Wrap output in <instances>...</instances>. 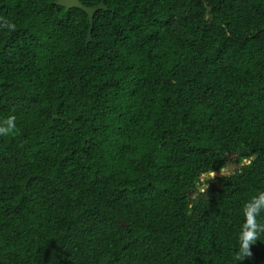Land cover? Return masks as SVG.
<instances>
[{
  "label": "trees",
  "instance_id": "obj_1",
  "mask_svg": "<svg viewBox=\"0 0 264 264\" xmlns=\"http://www.w3.org/2000/svg\"><path fill=\"white\" fill-rule=\"evenodd\" d=\"M79 1L0 0V264H264V0Z\"/></svg>",
  "mask_w": 264,
  "mask_h": 264
},
{
  "label": "clouds",
  "instance_id": "obj_2",
  "mask_svg": "<svg viewBox=\"0 0 264 264\" xmlns=\"http://www.w3.org/2000/svg\"><path fill=\"white\" fill-rule=\"evenodd\" d=\"M11 27V25H9ZM16 117L9 115L0 119V136L13 134L16 128ZM243 223L237 236L238 251L234 259L242 261L251 255V245L254 244L259 234L264 231V224L259 223L264 219V191H258L242 207Z\"/></svg>",
  "mask_w": 264,
  "mask_h": 264
},
{
  "label": "water",
  "instance_id": "obj_3",
  "mask_svg": "<svg viewBox=\"0 0 264 264\" xmlns=\"http://www.w3.org/2000/svg\"><path fill=\"white\" fill-rule=\"evenodd\" d=\"M54 2L57 6H61V7L65 8L66 10L76 8V9L82 10L83 12H85L88 15V17L90 19V30L88 33V41L87 42L88 43L91 42L94 16H95L96 12H98L100 10L107 11L106 6L104 4H101L98 7L87 8L79 0H54ZM121 223L123 225H125V223H123V222H121Z\"/></svg>",
  "mask_w": 264,
  "mask_h": 264
},
{
  "label": "rangeland",
  "instance_id": "obj_4",
  "mask_svg": "<svg viewBox=\"0 0 264 264\" xmlns=\"http://www.w3.org/2000/svg\"><path fill=\"white\" fill-rule=\"evenodd\" d=\"M232 162L229 163L228 168H225L224 170H222L221 172H215L210 174V178L211 179H215V178H219L222 177L224 175H229L232 173V171L237 170L239 168V165H237L236 162V156H231L230 157ZM248 162L245 161L244 164H247Z\"/></svg>",
  "mask_w": 264,
  "mask_h": 264
}]
</instances>
